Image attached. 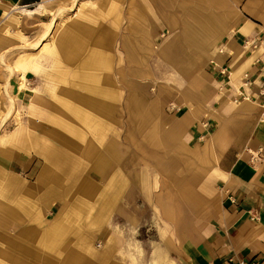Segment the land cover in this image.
Returning a JSON list of instances; mask_svg holds the SVG:
<instances>
[{"label": "crops", "instance_id": "0c3cea01", "mask_svg": "<svg viewBox=\"0 0 264 264\" xmlns=\"http://www.w3.org/2000/svg\"><path fill=\"white\" fill-rule=\"evenodd\" d=\"M10 1L19 7L43 2ZM146 1L158 2L133 0L138 22L127 33L130 42L119 28L121 11L116 12L115 27H91L99 38L83 58L78 53L84 41L64 29L56 41L61 57L67 55L55 65L58 71L37 80L87 83L68 104L71 132L54 130L55 139L39 144L38 151L53 166L64 158L101 161L89 167L99 178L96 203L72 200L66 206L64 194L58 193L45 213L60 220L47 228L42 220L31 225L37 245L33 264H58L50 237L56 243L60 235L70 241L59 264H264V99L259 93L264 0H159L170 11L176 8L179 20L167 37V29L153 31L151 16L141 17ZM8 5L0 0V20ZM142 19L148 27L141 32ZM6 20H1L0 31L8 29L2 24ZM160 31L165 39L157 47L162 57L155 65L165 70L163 76L151 65L156 52L151 37ZM6 41L8 36L0 32V44ZM142 53L150 57L147 66L133 63L141 61ZM125 57L127 73L122 70ZM134 68L139 75L132 74ZM94 82L102 86L90 87ZM130 85L140 94L127 111L124 89ZM60 90L59 99H66L65 89ZM28 95L22 92L20 101ZM66 148H72V158ZM51 169L46 165L37 181H58ZM4 176L6 185L21 181L10 173ZM47 197L39 195L36 206L46 204Z\"/></svg>", "mask_w": 264, "mask_h": 264}, {"label": "rangeland", "instance_id": "374dc122", "mask_svg": "<svg viewBox=\"0 0 264 264\" xmlns=\"http://www.w3.org/2000/svg\"><path fill=\"white\" fill-rule=\"evenodd\" d=\"M146 2L141 4V17L145 19V16H151L153 31L167 29L168 33L165 36L167 37L173 32L175 26H179V20L175 14L176 8L170 11L166 9L167 4L164 6L159 0L155 5ZM8 4L7 13L1 19H9L2 23L8 29L6 32L5 30L0 31L8 36V41L0 44V168L4 169L0 173V264H23L20 261L33 264L37 245L33 240L31 225L42 220L41 222L47 228L49 222L60 220L61 217H54L52 214L49 216L45 213L47 207L58 199V193L64 194L63 202L66 206H69L72 200L82 203V200L86 199L96 203L99 196H93V194L99 192V178L91 172L89 167L101 161L99 159L64 158L61 164L53 166L38 151L39 144L46 145L48 143H44L45 140L55 139L54 130L71 132L72 110L68 108V104L72 103V94L85 91L87 83L43 84L37 83V80L39 77L44 80L45 76L58 71L59 68L56 67L67 55L61 57L62 51L56 41L64 29L84 41V46L78 53V56L83 58L87 55V48H92L94 41L99 38L96 30L91 34V27H115L116 12L121 11L124 19L119 28L122 34H125V41L130 42L132 36H127V33L132 31L134 23L137 26L138 21L134 22L133 18L134 11L136 12L133 0H43L33 7H19L8 0ZM151 6L154 9L150 12ZM145 24V20L142 19L141 32L142 29L148 27ZM148 29L150 28H147L146 32ZM161 32L163 31L151 37L156 51L153 52L155 57L152 58L151 65L157 75L163 76L165 70L155 65L156 59L162 57L157 48L161 40L165 39L164 32L162 34ZM122 37L123 35H120V39ZM144 53L140 57L141 61L137 60L133 63L141 62L147 66L150 57L145 58ZM128 56L131 60L132 53L128 52ZM125 60L122 67L123 72L129 68L127 57ZM47 61L49 68L46 69V65L43 64ZM74 61L76 60H72V63ZM137 69L134 68L132 72L135 76L139 75ZM82 72V75L85 74V71ZM113 74L115 78L116 69ZM147 74L151 76L149 69ZM96 82L88 84L96 89L102 86L101 83ZM24 83H26V88L22 86ZM17 84L20 91L17 89ZM61 86L65 89L62 98L66 99H59L56 93L61 91ZM108 86L110 90L113 87L111 82ZM160 86L158 94L161 90ZM153 90L154 86L151 87V91ZM22 92L29 94L23 103L20 101ZM124 94L127 95L124 109L132 111L140 89L130 85L124 89ZM42 95H45L46 99H41ZM64 151L72 158V148H66ZM46 165L53 167L50 175L57 174L58 181L53 183L51 179H48L45 184L37 181L41 170ZM96 167L99 169L101 163ZM83 172L90 174L91 178L84 177ZM9 173L21 181L15 183L14 186L6 185L4 174ZM106 174V170L101 172L102 182L106 179ZM5 186H8L6 190ZM41 194L48 196L49 201L36 206L38 196ZM42 210L45 215L43 218ZM31 215L35 217V220L30 219ZM69 241L70 236L68 235H60L56 243L55 238L50 237V249L53 250L54 247L55 250L56 248L55 260L58 264L63 262L62 256L68 251ZM41 249L44 254H48L46 246H42Z\"/></svg>", "mask_w": 264, "mask_h": 264}, {"label": "built area", "instance_id": "2783aa9c", "mask_svg": "<svg viewBox=\"0 0 264 264\" xmlns=\"http://www.w3.org/2000/svg\"><path fill=\"white\" fill-rule=\"evenodd\" d=\"M220 72L222 73V74H225L226 72H227V68L226 67H223V68H221L220 69ZM261 72H262V82H263V87L261 88V90H259L260 92V95L263 97V99H264V65H262V67H261ZM244 77H247V74L245 73L244 74ZM244 85H246V86H248L249 85V82L248 81H246V82H244ZM237 264H258V262L256 261V260H250V261H248V262H243V261H240V262H238Z\"/></svg>", "mask_w": 264, "mask_h": 264}, {"label": "bare ground", "instance_id": "6f19581e", "mask_svg": "<svg viewBox=\"0 0 264 264\" xmlns=\"http://www.w3.org/2000/svg\"><path fill=\"white\" fill-rule=\"evenodd\" d=\"M6 4H7V3H6ZM25 10H26V9H25ZM212 62H213V61H212ZM22 86L26 88V83L22 84Z\"/></svg>", "mask_w": 264, "mask_h": 264}]
</instances>
